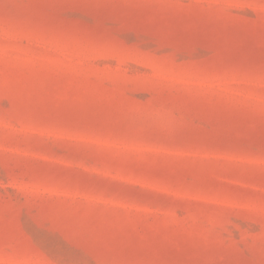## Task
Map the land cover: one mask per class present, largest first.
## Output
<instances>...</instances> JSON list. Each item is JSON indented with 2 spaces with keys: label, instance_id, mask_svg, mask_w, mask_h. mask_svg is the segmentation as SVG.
Returning a JSON list of instances; mask_svg holds the SVG:
<instances>
[{
  "label": "rangeland",
  "instance_id": "1",
  "mask_svg": "<svg viewBox=\"0 0 264 264\" xmlns=\"http://www.w3.org/2000/svg\"><path fill=\"white\" fill-rule=\"evenodd\" d=\"M0 264H264V0H0Z\"/></svg>",
  "mask_w": 264,
  "mask_h": 264
}]
</instances>
